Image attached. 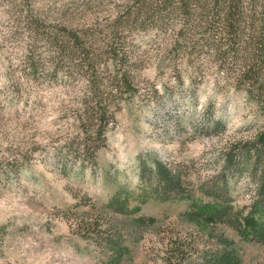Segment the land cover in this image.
<instances>
[{
  "label": "rangeland",
  "instance_id": "obj_1",
  "mask_svg": "<svg viewBox=\"0 0 264 264\" xmlns=\"http://www.w3.org/2000/svg\"><path fill=\"white\" fill-rule=\"evenodd\" d=\"M212 5L0 0V187L28 177L50 236L95 264H177L179 249L182 264H215L223 248L244 264L245 248L264 250V146L249 150L263 114L220 61ZM94 89L113 116L81 160L68 141Z\"/></svg>",
  "mask_w": 264,
  "mask_h": 264
},
{
  "label": "trees",
  "instance_id": "obj_2",
  "mask_svg": "<svg viewBox=\"0 0 264 264\" xmlns=\"http://www.w3.org/2000/svg\"><path fill=\"white\" fill-rule=\"evenodd\" d=\"M181 1L184 6L188 4V0ZM212 1L211 16L222 23L225 31V35L222 39L219 37V40L222 44L227 43V46L216 47L220 52L219 56L223 55L220 61L223 64L224 61L231 63L224 64L223 67L230 69L229 76L233 85L242 88L249 97L255 99L263 114V124L251 141L252 149H249L255 154L260 150L259 145L264 146V0ZM192 2L198 3L201 0ZM232 63L239 64V67L234 68ZM233 69L235 71L232 73ZM123 78L124 73L121 74L119 83L124 82ZM107 97L108 95H102L98 90H89L77 109L80 133L71 137L68 145L81 160H88L91 155L95 156L99 147L105 143V131L113 116L106 101ZM260 169L262 174L260 178H263L264 182V165ZM168 172V169L159 167L155 174L156 179L164 186L178 182L177 176H170ZM179 251L177 254L168 255L167 260L171 261L174 258L177 264H182L185 256L183 252L179 254ZM213 257L215 264H239L237 253L231 248L216 251Z\"/></svg>",
  "mask_w": 264,
  "mask_h": 264
},
{
  "label": "clouds",
  "instance_id": "obj_3",
  "mask_svg": "<svg viewBox=\"0 0 264 264\" xmlns=\"http://www.w3.org/2000/svg\"><path fill=\"white\" fill-rule=\"evenodd\" d=\"M36 189L23 174L0 187V264H95L71 245L52 237L37 212ZM63 235V234H61ZM264 250L242 252L244 264H264Z\"/></svg>",
  "mask_w": 264,
  "mask_h": 264
}]
</instances>
